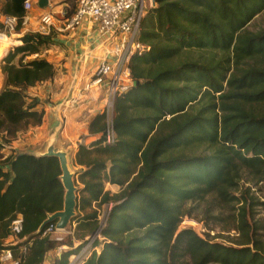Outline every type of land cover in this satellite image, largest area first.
Segmentation results:
<instances>
[{"label":"trees","instance_id":"trees-1","mask_svg":"<svg viewBox=\"0 0 264 264\" xmlns=\"http://www.w3.org/2000/svg\"><path fill=\"white\" fill-rule=\"evenodd\" d=\"M26 1L4 0L0 31L3 17L18 18L16 32L22 30ZM259 16L264 0H158L147 8L139 40L149 51L132 57L136 85L116 97L114 142H106L103 110L89 123L99 138L76 154L79 214L60 243L44 236L49 225L38 233L64 208L59 160L10 149L43 122L45 111L29 89L57 75L41 57L54 44L51 34H25L1 65L0 253L43 264L65 245L54 264H71L94 240L77 264H264V225L251 221L264 203L250 188L235 195L246 175L264 182V28L248 29ZM107 184L120 191H106ZM210 197L219 208L239 205L233 246L182 227ZM18 219L22 232L15 236Z\"/></svg>","mask_w":264,"mask_h":264},{"label":"crops","instance_id":"crops-1","mask_svg":"<svg viewBox=\"0 0 264 264\" xmlns=\"http://www.w3.org/2000/svg\"><path fill=\"white\" fill-rule=\"evenodd\" d=\"M32 2L31 23L15 36L21 39L27 33H36L40 26V17L52 13L55 18V27L51 33L54 44L41 57L55 65L57 75L51 82L29 89V95L36 98L42 104L40 108L45 111L43 122L40 126L20 134L11 143L10 149L16 153H44L50 139L56 136V149L69 153V162L77 173L82 169L76 164L80 145L89 146L99 138L89 134V123L93 117L102 113L101 95L104 85L93 88L89 93L83 89L91 74L104 60L112 62L114 59L107 55L106 37L99 33L98 25L91 19H85L73 31L64 30V12L71 4L76 6L75 0H49V7L46 9L39 8V0ZM69 99H74L75 106L64 110V102ZM4 152L6 155L11 153L8 150ZM105 190L117 194L120 187L107 184ZM75 227L76 224L64 235H70L71 228ZM79 244L80 242L74 240L75 247ZM62 254L57 251L48 253L43 264H54L55 259L61 258ZM72 262L70 258V263Z\"/></svg>","mask_w":264,"mask_h":264},{"label":"built area","instance_id":"built-area-1","mask_svg":"<svg viewBox=\"0 0 264 264\" xmlns=\"http://www.w3.org/2000/svg\"><path fill=\"white\" fill-rule=\"evenodd\" d=\"M33 0H27L24 4L26 11L21 20L22 28L31 23L30 12L33 10ZM75 12L70 18H65V31H73L78 28L85 19H91L98 25V31L106 37L108 47L107 55L114 61L104 60L98 69L91 74L86 82L83 91L89 93L93 88L104 85L102 91L103 111L106 113V132L107 143H113L115 131L113 125L114 103L119 94L127 92L132 86L130 62L133 56H142L149 51V47L142 44L140 38L141 22L149 6L152 7L151 0H75ZM3 27L10 34L16 31L19 20L16 17H3ZM55 27V18L52 13H46L40 17V26L36 33L41 35H50ZM8 36L6 33H0V37ZM9 37V36H8ZM10 38V37H9ZM12 42V47L22 44V41ZM13 50V48H12ZM8 50L5 52V56ZM75 106L74 99L64 102L63 109L67 110ZM101 227L104 226L106 214L100 217ZM12 233L17 236L22 232V220L13 222ZM68 232V231H67ZM65 233H60L56 229V224H50L44 231V236H51L56 242H63L66 238ZM94 240H90L80 254L72 256L73 262L77 264L85 260L90 255V248ZM67 248L59 246L56 251L63 253ZM26 251V249H24ZM1 264H19L10 250H3L0 253Z\"/></svg>","mask_w":264,"mask_h":264},{"label":"rangeland","instance_id":"rangeland-1","mask_svg":"<svg viewBox=\"0 0 264 264\" xmlns=\"http://www.w3.org/2000/svg\"><path fill=\"white\" fill-rule=\"evenodd\" d=\"M4 0H0V8L3 6ZM3 24V23H2ZM264 28V18L263 16L257 17L249 26L248 29L252 32H257ZM0 33L8 35L11 39H4L7 43L6 49L8 53L12 50L11 41L18 44L16 41H20L19 37L15 36L19 32H13L10 34L9 31H5L4 27ZM5 45L0 43V51L3 50ZM6 50V51H7ZM7 56V55H6ZM5 54L0 59V80L1 77V65L3 58L6 57ZM32 57V59L36 58ZM3 90V81H0V92ZM102 100V98H101ZM103 108V107H102ZM103 110V109H102ZM71 166V164H70ZM72 171L73 167L71 166ZM247 188L251 190V196L256 197L259 202L264 203V182L256 183L252 181L249 176H245L241 183V186L235 195L241 197ZM239 205L237 203L231 206L217 207L216 202L213 197H210L207 203L198 206V208L193 212L192 218H186L182 224V227H192L201 237L209 240H213L219 243H223L228 246H233L238 242L239 236L235 231L236 227V216ZM106 214L104 210L101 211V218ZM254 221L251 219L252 223L257 221L264 225V207L258 206L255 210ZM69 230V229H68ZM264 236V232H262ZM100 251V248H98Z\"/></svg>","mask_w":264,"mask_h":264},{"label":"water","instance_id":"water-1","mask_svg":"<svg viewBox=\"0 0 264 264\" xmlns=\"http://www.w3.org/2000/svg\"><path fill=\"white\" fill-rule=\"evenodd\" d=\"M158 0H151L152 7H156ZM38 6L40 9H46L49 7V0H39ZM136 83H134V86ZM36 157L56 158L59 160L62 175L60 177L65 190L64 208L62 211L53 215H49L47 220L43 223L38 233H40L45 227L50 224H56V229L60 233H66L72 226L73 220L78 217V194L79 187L77 182V174L72 171L69 162V153L65 150L56 149V136H53L47 146L44 153L31 154ZM101 228H99L97 234H99Z\"/></svg>","mask_w":264,"mask_h":264},{"label":"bare ground","instance_id":"bare-ground-1","mask_svg":"<svg viewBox=\"0 0 264 264\" xmlns=\"http://www.w3.org/2000/svg\"><path fill=\"white\" fill-rule=\"evenodd\" d=\"M10 39V40H13V39H11V38H9L8 36H2V37H0V43H2L3 45H5V47L3 48V50L2 51H0V59H1V57L3 56V54H5V52H6V45H7V43H5L6 41H4V39ZM11 43H12V41H11ZM10 45V44H9Z\"/></svg>","mask_w":264,"mask_h":264}]
</instances>
